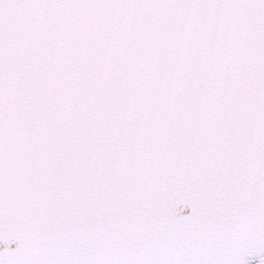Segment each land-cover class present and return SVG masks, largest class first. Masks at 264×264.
I'll list each match as a JSON object with an SVG mask.
<instances>
[{
    "label": "snow or ice",
    "instance_id": "1",
    "mask_svg": "<svg viewBox=\"0 0 264 264\" xmlns=\"http://www.w3.org/2000/svg\"><path fill=\"white\" fill-rule=\"evenodd\" d=\"M264 264V0H0V264Z\"/></svg>",
    "mask_w": 264,
    "mask_h": 264
},
{
    "label": "flooded vegetation",
    "instance_id": "2",
    "mask_svg": "<svg viewBox=\"0 0 264 264\" xmlns=\"http://www.w3.org/2000/svg\"><path fill=\"white\" fill-rule=\"evenodd\" d=\"M250 264H259V258L251 260Z\"/></svg>",
    "mask_w": 264,
    "mask_h": 264
},
{
    "label": "water",
    "instance_id": "3",
    "mask_svg": "<svg viewBox=\"0 0 264 264\" xmlns=\"http://www.w3.org/2000/svg\"><path fill=\"white\" fill-rule=\"evenodd\" d=\"M254 259H257V258H253L252 260H254Z\"/></svg>",
    "mask_w": 264,
    "mask_h": 264
}]
</instances>
